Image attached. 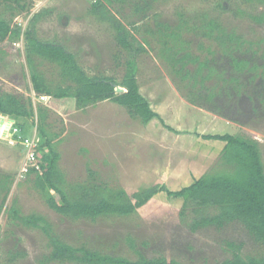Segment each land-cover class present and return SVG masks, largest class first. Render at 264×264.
Instances as JSON below:
<instances>
[{"label": "rangeland", "instance_id": "374dc122", "mask_svg": "<svg viewBox=\"0 0 264 264\" xmlns=\"http://www.w3.org/2000/svg\"><path fill=\"white\" fill-rule=\"evenodd\" d=\"M96 1L28 0L29 9L23 11L15 5L0 3V14L21 29L18 37H7L0 42V92L21 93L32 98L34 115L27 122L31 135L37 131V108L48 109L47 129L58 133L53 143L61 154L59 167L69 184H82L90 172H95L99 183L113 189H141L159 184L179 190L202 175L230 169L222 158L224 143L205 140L202 138L205 134L229 133L254 139L259 143L264 162V103L257 104L254 110L243 95L241 111L227 107L222 113L191 104L185 95L187 90L178 87L180 78L160 55L157 39L150 35L148 43L142 39L144 30L154 27L155 20L172 26L183 18L191 26H199L206 19H214L229 31L256 42L253 49L261 55L264 22L254 17L264 14V0H149V5L142 0H127V3L113 0L107 3L109 16L120 20L134 35V41L143 43L145 48L136 56L140 93L163 120L155 119L146 125L126 107L111 100L78 109L74 99H42L34 90L26 59L24 33L28 29H33L40 40L63 44L75 54L89 76H113L117 81L122 80L127 53H121L111 23L103 20L101 13L89 11ZM136 4L145 6L144 12L136 13ZM34 15L37 19L33 21ZM133 22H137L139 30ZM194 33L189 32L186 37L198 52L199 40ZM35 60L37 70L52 87L65 85L55 63L40 57ZM259 63L264 64V59L260 58ZM9 121L15 123L14 118L0 115V128ZM6 134V130H0L2 264H42L41 258L51 251L49 239L42 230L13 220L9 212L13 207L22 215L43 216L50 223L53 235L72 245H86L130 259L137 258L131 240L148 258L165 256L185 264L220 263L231 255L226 241L244 242L242 253L245 255L264 254V247L239 225L192 231L190 219L182 221L177 213L184 206L183 200L165 193L159 194L148 209L129 216L97 220L64 217L47 205L43 193L34 186V176L19 175L25 155L22 146L12 144Z\"/></svg>", "mask_w": 264, "mask_h": 264}, {"label": "trees", "instance_id": "16d2710c", "mask_svg": "<svg viewBox=\"0 0 264 264\" xmlns=\"http://www.w3.org/2000/svg\"><path fill=\"white\" fill-rule=\"evenodd\" d=\"M104 1H96L89 11L101 13V18L111 23L121 53H127L122 80L117 81L113 76H89L75 54L63 44L40 40L33 29H28L24 33L26 59L34 90L38 96L74 99L78 109L111 100L126 107L133 117L139 118L145 125L155 119L162 122L160 114L150 107L148 100L140 93L136 56L145 51L144 45L134 41V35L120 20L109 16L107 3L111 4L113 0ZM116 1L127 3V0ZM142 1L149 5V0ZM0 3L15 5L22 11L29 9L28 0H0ZM134 10L142 13L145 6L136 4ZM254 18L264 22V14ZM36 19L37 15H34L33 21ZM135 23L134 28L139 30ZM20 31L17 25L12 24V20L0 14V42L7 37H18ZM189 32H195L199 40L196 48L198 52L193 50L192 41L186 37ZM143 34L144 43H148V35L157 39L161 46L160 55L180 78L178 87L187 90L185 95L191 104L222 113L227 107L241 111L239 106L243 95L247 96L254 110L257 104L264 103V64L259 63L260 58L264 59V53L258 55V50L253 49L256 42L229 31L214 19H206L199 26H191L183 18L172 26L155 20L154 27L146 28ZM121 53L118 54V60ZM36 57L55 63L60 68L65 85L52 87L37 70ZM117 86L126 91L117 93ZM47 110L46 107L37 108L35 132L41 139L37 148L36 165L39 169L30 168L27 176H34V186L43 193L47 205L58 214L74 220L129 216L148 209L159 194L165 193L183 200L184 206L177 213L182 221L190 219L192 231L205 228L222 230L232 224L239 225L252 240L264 247V162L256 140L229 133L202 135L205 140L224 143L222 158L230 169L202 175L179 190L159 184L141 189H113L99 183L95 172H90L86 182L71 185L59 167L61 154L53 143L58 133H51L47 129ZM33 113L31 97L21 93L0 92V115L15 119L18 128L16 137L32 136L27 122ZM211 209H215L213 213H210ZM9 212L14 221L40 229L47 235L51 251L41 258L42 264H185L165 256L148 258L136 248L132 240L130 244L137 254L136 259L86 245L75 246L53 235L50 223L43 216L22 215L16 207ZM226 245L231 255L218 264H264V254L242 253L244 242L226 241Z\"/></svg>", "mask_w": 264, "mask_h": 264}, {"label": "built area", "instance_id": "2783aa9c", "mask_svg": "<svg viewBox=\"0 0 264 264\" xmlns=\"http://www.w3.org/2000/svg\"><path fill=\"white\" fill-rule=\"evenodd\" d=\"M9 122L10 125L8 129H6L7 132L6 135L9 136L8 138H10L12 144H16V145L20 144L22 146V151L25 155V161L23 167L19 172V175L25 176L29 172L30 168L36 167V169H39L36 163H37V148L40 142V138H38L36 132H34L32 136L28 138H23L21 135L16 137L18 128L15 126V123L13 124V122L11 121Z\"/></svg>", "mask_w": 264, "mask_h": 264}, {"label": "bare ground", "instance_id": "6f19581e", "mask_svg": "<svg viewBox=\"0 0 264 264\" xmlns=\"http://www.w3.org/2000/svg\"><path fill=\"white\" fill-rule=\"evenodd\" d=\"M44 97H49V96H43V98H44ZM43 98H42V99H43ZM3 118H4V117H3ZM9 123H10V122H7V123L5 124V126H2V127L0 128V130L4 131V130L8 129V127H9V125H10Z\"/></svg>", "mask_w": 264, "mask_h": 264}, {"label": "water", "instance_id": "95a60500", "mask_svg": "<svg viewBox=\"0 0 264 264\" xmlns=\"http://www.w3.org/2000/svg\"><path fill=\"white\" fill-rule=\"evenodd\" d=\"M125 91H126V89L123 88V87H121V86H119V87L116 88V92L117 93H121V92H125Z\"/></svg>", "mask_w": 264, "mask_h": 264}]
</instances>
